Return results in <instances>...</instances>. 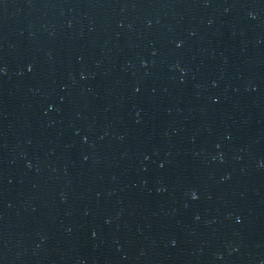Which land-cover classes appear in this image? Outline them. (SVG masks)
<instances>
[{
    "label": "water",
    "instance_id": "95a60500",
    "mask_svg": "<svg viewBox=\"0 0 264 264\" xmlns=\"http://www.w3.org/2000/svg\"><path fill=\"white\" fill-rule=\"evenodd\" d=\"M0 69V264H264V0H0Z\"/></svg>",
    "mask_w": 264,
    "mask_h": 264
},
{
    "label": "snow or ice",
    "instance_id": "6c2138e0",
    "mask_svg": "<svg viewBox=\"0 0 264 264\" xmlns=\"http://www.w3.org/2000/svg\"><path fill=\"white\" fill-rule=\"evenodd\" d=\"M0 71H2V69H0ZM195 198V197H194Z\"/></svg>",
    "mask_w": 264,
    "mask_h": 264
}]
</instances>
